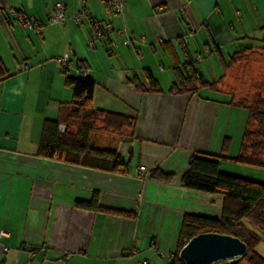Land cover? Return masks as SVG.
<instances>
[{
    "label": "crops",
    "instance_id": "obj_1",
    "mask_svg": "<svg viewBox=\"0 0 264 264\" xmlns=\"http://www.w3.org/2000/svg\"><path fill=\"white\" fill-rule=\"evenodd\" d=\"M57 1L0 0V64L6 70L0 71V229L9 232L1 239L0 264L144 259L170 264L186 213H222L221 195L182 185L190 157L219 155L226 137L232 153V114H238L234 130L240 139L248 116L243 108L213 98V92L229 94L221 86L195 93L170 90L175 65L185 63L179 42L185 41L190 62L201 55L197 65L212 77L207 79L225 74L223 83L229 69L221 73L206 66L209 60L221 66L211 49L218 48L225 59L236 51L264 49V0H125L124 14L114 13L104 0H62L65 23H50ZM80 11L87 15L77 24L72 16ZM17 13L38 19L42 32L24 28ZM102 21L112 23L115 46L105 39L89 45L93 23ZM125 35L132 38L130 45L123 44ZM65 53L72 67L83 64L95 81L94 108L136 118L134 128L121 135L105 133L97 124L89 137L96 147L116 150L127 162L126 171L111 170L109 162L100 168L38 155L44 121L64 124L63 103L73 98L59 61ZM146 69L161 91L141 92L128 81L138 75L148 87ZM157 168L175 178H149ZM95 194L100 206L130 214L76 206Z\"/></svg>",
    "mask_w": 264,
    "mask_h": 264
},
{
    "label": "trees",
    "instance_id": "obj_2",
    "mask_svg": "<svg viewBox=\"0 0 264 264\" xmlns=\"http://www.w3.org/2000/svg\"><path fill=\"white\" fill-rule=\"evenodd\" d=\"M211 50L217 53L223 70L234 66L242 52L236 51L225 59L218 48L212 47ZM0 71L6 72L1 64ZM63 73L65 84L71 87L73 96L70 102L63 103V106L68 108L67 116L63 120L66 128L61 132L59 127L61 121L46 119L38 155L71 163L95 165L100 168H105V162H109L112 164L111 170L126 171L127 162L116 150L96 147L91 144L89 137L97 124L105 133L113 132L121 135L124 130L134 128L136 118L94 108L95 81L87 74H66L64 71ZM174 73L176 80L170 90L177 93H195L201 88L217 90L225 75L209 80L199 70L197 61L194 62V60L175 65ZM145 78L148 87L140 81L138 75L132 76L128 81L141 92L161 91L151 70H145ZM229 102L232 104L234 101L231 99ZM234 104L247 109V125L249 127L251 123H255L257 129L251 130L248 127L245 129L239 153L234 157L228 155L231 142L229 137L224 139L219 155L194 153L190 157L187 168L181 175L182 185L189 189L221 195L223 197L222 213L219 217L189 213L184 215L178 246L173 253L174 264H187L180 259L179 251L186 239L202 232L234 235L247 243V252L229 264H264V256L257 251L261 239L258 234L247 227L251 225L254 229L264 230V182L231 174L221 168V160H228L264 169V161L259 157L260 153H264V96L256 93L250 105L244 100ZM99 160L103 164H95ZM148 177L157 181L169 182L175 178V174L157 168L150 171ZM76 206L124 215L130 214L100 206L96 194L89 202L77 201Z\"/></svg>",
    "mask_w": 264,
    "mask_h": 264
},
{
    "label": "rangeland",
    "instance_id": "obj_3",
    "mask_svg": "<svg viewBox=\"0 0 264 264\" xmlns=\"http://www.w3.org/2000/svg\"><path fill=\"white\" fill-rule=\"evenodd\" d=\"M206 58H209V56L206 55ZM206 66L209 67L208 69L213 71H215V69H220L221 73L223 71V68L222 66L219 65V63L213 64L210 62V60L207 61ZM202 67L204 68V66ZM206 76L207 78H212L209 77L208 75ZM221 87L222 89H226L225 91H227V93L229 94L213 92V98L220 102L230 101L231 99H233L234 102L232 104H234L240 100H244L248 105H250L252 104V101L254 100L256 93H260L261 95L263 94L264 96V49L252 50L251 52H247V53L245 51L241 52V56H239L237 63L229 69L228 76L226 77V79L225 80L223 79V83L221 84ZM207 91L208 90H202L203 93H207ZM246 111L247 109L243 108V113L248 114V111L247 112ZM232 115L233 118L231 121L229 134H232V138H234L233 147L231 148L233 149V151L232 153L230 151L228 155L230 154L231 157H234V155L236 156L239 153L243 133L240 139L239 134H236V131L234 130L235 127L237 126L236 120L238 119V114L236 112H233ZM239 123L240 121L238 122V124ZM247 127L248 125L246 121L244 131ZM248 128H250L251 130H255L257 129V126L255 123H251ZM237 143L238 145H236ZM235 146H236V151L234 149ZM237 146H239V149ZM259 157L261 160L264 161V153H260ZM221 168L225 172L231 174L264 182V169L261 168H255L252 166L235 163L228 160H224L221 162ZM247 227L250 230L254 231L256 234H258V236L260 237L261 243L257 247V251L262 256H264V230L254 229L251 225H247Z\"/></svg>",
    "mask_w": 264,
    "mask_h": 264
},
{
    "label": "built area",
    "instance_id": "obj_4",
    "mask_svg": "<svg viewBox=\"0 0 264 264\" xmlns=\"http://www.w3.org/2000/svg\"><path fill=\"white\" fill-rule=\"evenodd\" d=\"M109 9H111L114 13L116 14H124L125 12V0H104ZM65 8L66 5L65 3L60 0L57 1L55 4V8L52 11V13L49 16V22L50 23H65L66 20V14H65ZM87 15L85 11H80L77 14L73 15L72 18L73 20L77 23L80 24L82 22L83 17ZM15 19L21 23V25L24 28L27 29H32L36 33L40 34L42 32V27H41V22L38 19H31L30 17L24 15V14H15ZM7 22V20H4ZM9 27H11V24L7 22ZM112 33H113V26L110 21H102V22H97L93 23V33L89 39V45L93 46L94 43L100 39H105L107 40L111 46H115L116 42L112 38ZM122 34V31H121ZM132 42V38L129 36H124L123 37V44L124 45H130ZM179 47L181 50H183V58L185 62H190L189 55L187 54L186 51V43L184 42H179ZM201 59V55L197 54L195 56V60L198 61ZM62 70L66 74H74V75H86L87 74V69L83 66L81 63H77L75 67H72L71 62H70V56L69 53H65L62 57L59 58ZM26 67H29V65L26 64ZM141 171H144V168H141ZM9 235V232L5 229H0V245H1V239L3 237H6ZM151 247L156 249V252L158 254H163L162 251L156 248V241L151 240L150 242ZM5 250H8L6 246H4ZM69 257V255H67ZM173 254L170 255V264H174L173 261ZM137 264H149V261L147 259L139 261Z\"/></svg>",
    "mask_w": 264,
    "mask_h": 264
},
{
    "label": "water",
    "instance_id": "obj_5",
    "mask_svg": "<svg viewBox=\"0 0 264 264\" xmlns=\"http://www.w3.org/2000/svg\"><path fill=\"white\" fill-rule=\"evenodd\" d=\"M59 127L63 131L65 125ZM247 249V243L234 235L202 232L186 239L179 257L187 264H229L244 255Z\"/></svg>",
    "mask_w": 264,
    "mask_h": 264
}]
</instances>
